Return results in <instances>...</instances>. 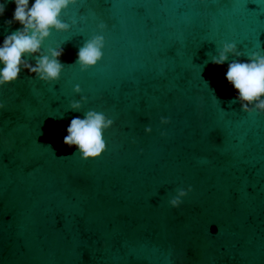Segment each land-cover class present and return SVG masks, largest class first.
Wrapping results in <instances>:
<instances>
[{"label":"water","instance_id":"1","mask_svg":"<svg viewBox=\"0 0 264 264\" xmlns=\"http://www.w3.org/2000/svg\"><path fill=\"white\" fill-rule=\"evenodd\" d=\"M14 10L0 46L22 27L4 23ZM62 20L69 31L41 49H63L60 79L25 69L0 87V264H264V114L230 105L225 79L264 49V0H77ZM95 35L103 57L81 72L72 64ZM230 42L245 56L212 64ZM88 110L113 125L84 161L63 140Z\"/></svg>","mask_w":264,"mask_h":264},{"label":"clouds","instance_id":"2","mask_svg":"<svg viewBox=\"0 0 264 264\" xmlns=\"http://www.w3.org/2000/svg\"><path fill=\"white\" fill-rule=\"evenodd\" d=\"M8 2L9 0H4V3H0V16H3ZM10 2L15 4V10L12 19L4 23L10 27L18 22L22 27L7 35L0 46V65H3L0 68V87L15 83L21 71L25 69L45 84L56 83L65 67L59 59L63 49L61 46L49 47L45 53L41 51L42 45L52 31L58 33L69 31L70 25L63 22L62 13L66 12L69 6L75 5L77 0H35L31 6L29 0H10ZM75 23L73 21L72 26ZM105 27L103 23L97 26L100 32H103ZM104 45L103 35H95L87 39L79 47L77 59L72 65H77L81 72L93 68L103 57ZM229 56L239 58L245 54L237 49L235 42H230L224 43L215 56H209V60L212 64L220 66ZM246 57V62L233 59L228 64L225 79L237 93L229 104L239 103L240 111L249 115L254 112L264 114V49L251 52ZM29 58L35 61L34 65L28 62ZM80 92L79 85L74 86L73 93ZM86 99L81 96L79 101H70L69 110L80 111ZM3 108L4 105L0 103V109ZM168 123L167 118H161V125ZM112 125L113 120L106 117L103 112L88 110L84 113L83 119L77 116L71 120L63 143L68 147L75 146L76 152L73 155L79 154L81 160L95 159L106 151L104 133ZM151 131L150 126L144 129L145 134ZM161 135L163 136L164 133ZM190 191V187L187 190L178 189L176 195L169 200V206L179 207L182 198Z\"/></svg>","mask_w":264,"mask_h":264}]
</instances>
